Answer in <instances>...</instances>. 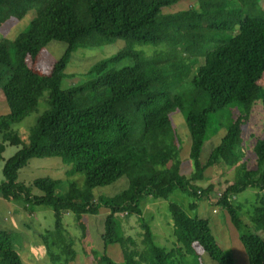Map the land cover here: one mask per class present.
Returning <instances> with one entry per match:
<instances>
[{"label": "trees", "instance_id": "16d2710c", "mask_svg": "<svg viewBox=\"0 0 264 264\" xmlns=\"http://www.w3.org/2000/svg\"><path fill=\"white\" fill-rule=\"evenodd\" d=\"M12 1L0 0V27L9 18L6 9ZM179 1L42 0L20 19L25 18V24L29 20L24 30L0 40L1 90L8 107L0 115V154L5 143L20 146L3 165L0 193L24 210L43 206L53 211L54 227L41 236L51 264H68L77 254L63 214L74 215L83 240L89 235L83 215H96L101 207L108 210L103 245H118L122 261L90 249L91 264H184L178 255H196V247L216 264H235L232 254L218 247L209 220L197 213V201L205 198L228 214L248 264H264V137L253 146V169L247 167L242 137L253 103L260 100L264 107V10L256 5L252 15L241 10L230 16L216 14L203 25L187 27L190 20L203 19L218 7L197 0L188 8L165 11ZM51 41L64 42V52L47 70L33 68L31 63ZM117 41L122 46L91 64L84 80L62 88L78 49ZM148 45L154 48L151 54L134 48ZM44 91L49 92L48 109L24 142L9 128L37 110ZM175 112L189 135L185 159L193 167L185 171L183 141L171 118ZM221 129L224 134L202 161L206 142ZM45 157H59L70 165L67 176L82 174L83 187L51 177L29 184L17 181L18 171L31 158ZM219 163L240 166L238 183L229 184L214 199L220 188L196 182ZM122 176L128 180L125 189L111 196L94 195L95 188ZM247 187L262 194L244 207L233 196ZM175 192L190 199L185 208L171 200ZM152 201L167 203L170 248L154 240L153 214L143 208ZM120 214L136 217L140 242L124 231ZM0 264H24L13 231L1 228Z\"/></svg>", "mask_w": 264, "mask_h": 264}, {"label": "rangeland", "instance_id": "374dc122", "mask_svg": "<svg viewBox=\"0 0 264 264\" xmlns=\"http://www.w3.org/2000/svg\"><path fill=\"white\" fill-rule=\"evenodd\" d=\"M197 0H180L178 3L173 5L171 8L165 11L173 12L181 9L188 8L191 4H195ZM210 1L212 6L218 7L216 12H207L203 19L194 18L188 22L187 27L200 26L212 19L213 15L230 16L235 15L238 11L252 15L254 13L256 5L264 10V0H206ZM42 0H13L7 7L6 12L9 18L0 27V40L4 38H13L20 31L24 30L27 26L24 23L23 18L20 20L25 11L29 8H33L39 5ZM216 7V8H217ZM25 24V25H24ZM122 46V42L117 41L113 45H105L100 48H85L78 49L77 54H73L67 65L65 75L62 80V88L66 89L71 85L78 84L85 79L86 71L91 64L96 60L114 53L118 48ZM66 44L60 41L49 42L41 51L39 57L31 63L33 68L37 70H47L48 67L57 60L64 52ZM135 49L141 50L143 53L151 54L153 47L148 46H136ZM124 62H127L125 60ZM2 77H6L5 72H1ZM264 87V74L260 80ZM0 81V115L8 112V107L4 100V96L1 90ZM49 92L44 91L41 98L38 100L37 110L24 117L20 122L12 124L10 130L17 132L19 137L26 142V137L29 133L30 128L36 123L38 117H40L46 109H48ZM173 125L177 130L182 144V151L180 152L181 160L183 161V171L186 166L193 167L192 164L186 160L189 146V135L186 128L185 121L182 119L179 112H175L171 115ZM224 134V129L219 130L216 136L206 142L201 160L204 161L206 154L211 146L217 144L219 138ZM243 143L245 150V159L247 162L248 169L255 168V153L253 146L259 138L264 137V107L263 103L258 100L253 103L251 108L250 117L247 125L243 130ZM3 141V135L0 131V142ZM20 146L9 145L5 143L4 151L0 154V183L4 180L2 174V168L5 161L10 158ZM70 168V165L65 164L59 157H45V158H31L28 163L18 171L17 181L24 184H29L33 179L39 177H51L60 179L62 181L71 180L76 183L78 188H82L84 184V176L80 173H75L72 176H67L66 171ZM240 166H224L222 163L216 164L215 166L208 168L204 172V178L198 180L196 183L201 187H207L212 185L218 194L214 197L217 199L219 193L223 191L229 184H237V178L239 175ZM191 171V170H188ZM193 173V171H191ZM252 178L254 175L251 176ZM128 186V180L125 176L120 177L117 181L109 186L97 187L93 190L94 195H107L111 196ZM35 194L40 195L41 192L37 189H33ZM212 193V192H211ZM261 193L255 187H247L244 191L239 193V202H244V207H248L250 203H255L257 200L256 196ZM171 200L176 201L184 208L189 202V198L179 196L178 193H174ZM154 202V204L143 203V208L146 207L152 213L150 217V223L154 226V240L161 246L170 248L172 243L171 238V227L168 224L169 212L167 210L166 202ZM161 207L159 206L160 204ZM246 203V204H245ZM146 204V205H145ZM149 204V205H148ZM198 209L197 213L202 218H207L210 222L212 233L217 241L218 247L221 250L229 251L235 261V264H248L246 254L242 248V245L238 239V234L234 226L232 225L230 218L225 210L220 209L216 204H209L207 198L197 201ZM145 208V209H146ZM144 216L149 221V213ZM108 210L104 207L99 209V213L96 215H83L82 221L87 226L88 237L86 239L81 238V230L75 221V217L71 213L63 214V224L66 230V234L74 239L76 250V257L73 261L68 264H91V255L89 250L93 249L98 253L106 252L114 260L122 261L121 251L118 245L109 244L103 245L102 233L103 224L106 213ZM191 214V213H190ZM123 221L124 231L134 236L138 242H140V233L142 232L140 224L135 216L126 217L125 214H120ZM170 217V216H169ZM54 227V216L53 211L49 208L38 206L34 207L32 211H27L22 208L21 205L5 200L0 193V228L13 231V237L15 238V247L19 252L24 264H51L46 253V248L42 242V234H46V231H52ZM153 229V228H152ZM196 255L181 256L178 255L179 259L184 264H216L211 261L210 258L199 248L196 247Z\"/></svg>", "mask_w": 264, "mask_h": 264}]
</instances>
